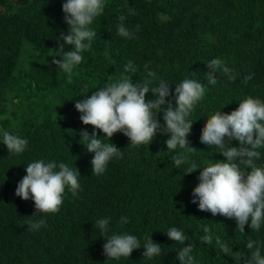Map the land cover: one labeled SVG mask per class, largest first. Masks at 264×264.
<instances>
[{"label":"trees","instance_id":"trees-1","mask_svg":"<svg viewBox=\"0 0 264 264\" xmlns=\"http://www.w3.org/2000/svg\"><path fill=\"white\" fill-rule=\"evenodd\" d=\"M64 2L0 0V133L7 130L28 141L22 153L14 154L0 135V264H180L176 253L183 245L167 237L170 227L190 238L185 246L194 245L196 264H242L220 251L216 236L245 257L250 255L248 240L258 241L264 256V222L259 231L245 226L242 233L234 219L199 211L191 200L202 169L186 173L193 163L203 168L224 159L219 153L224 149L199 139L207 118L219 110L230 113L248 96L264 103V0H103L102 14L89 25L97 35L81 53L71 83L67 73L50 63L60 59L53 55L63 43L60 33L69 27ZM121 15L134 34L131 39L117 35ZM69 50L65 45L64 51ZM213 58L232 69L234 82L217 72V83H208L206 64ZM129 61L135 72H125ZM148 71L155 72V79ZM122 75L133 83L150 79V87L164 81L171 92L186 78L204 85L203 98L187 117L193 122L188 147L194 149L167 150L170 134L159 131L149 145L133 146L122 133L109 141L95 129L103 143H113L122 153L95 175L90 163L94 153L86 151L79 135L94 129L82 124L74 105L86 98L83 91L90 96ZM249 75L252 79L244 82ZM166 100L175 107L174 96ZM157 118L163 125L162 112ZM230 144L239 146L236 140ZM259 151L255 163L264 167V148ZM179 154L186 160L177 169L173 157ZM37 160L63 162L78 171L80 189L72 195L66 187L56 213L33 216V201L14 194L24 168ZM104 218L109 219L106 232L95 223ZM41 219L45 223L39 230L28 229L29 222ZM205 225L212 230L211 245L200 240ZM114 234L134 235L142 248L128 258L108 259L103 244ZM150 236L161 252L147 258L143 245Z\"/></svg>","mask_w":264,"mask_h":264},{"label":"clouds","instance_id":"clouds-1","mask_svg":"<svg viewBox=\"0 0 264 264\" xmlns=\"http://www.w3.org/2000/svg\"><path fill=\"white\" fill-rule=\"evenodd\" d=\"M104 7L103 0H65L62 4L63 19L69 27L67 33H60L59 39H62L63 43L53 55L59 56L60 59H52L50 63L67 73L69 83L74 66L82 61L81 53L91 48L97 35L89 25L93 23L94 18L102 14ZM124 19V16H119L121 24L117 35L131 39L134 34L124 26ZM136 30H139V25ZM65 45L70 46L71 50L65 52ZM206 66L209 84L217 83V72L227 76L230 81H235L232 69L227 67L222 59L213 58ZM135 70L129 61L125 72ZM147 76L155 79L156 74L148 71ZM251 79V75L246 76L244 82ZM151 84L150 79L133 83L129 76L122 75L119 80L94 90L90 96L87 95L88 91L82 92L81 95L86 98L77 100L74 107L81 114L79 119L82 124L91 125L94 129L91 134L86 129L79 133L86 143V151L94 153L90 162L92 174H103L113 157L122 156L120 149L113 143H103L95 129L103 133V137L109 141L114 134L122 133L133 146L149 145L159 131L170 134L165 141L167 150H175L177 147L194 149L188 147L187 136L193 122L188 121L187 117L194 105L203 98L206 91L204 85L196 79L186 78L176 84L174 92H171L169 83L160 81L155 87H150ZM149 92L152 93V99H146ZM169 95L174 96L175 107L171 101L166 100ZM161 112L163 125L157 118ZM0 135L8 152L20 154L25 150L28 143L26 139L7 130ZM199 139L204 145L224 149L219 152L224 159L203 168L195 163L190 166L186 173L202 169L197 177L199 183L192 189L191 202L197 204L199 211L234 219L236 229L242 233L245 232V226L259 231L264 222V167L257 166L255 161L261 156L259 149L264 148V103L248 96L230 113H222L220 110L215 112L206 119ZM232 140L238 141L239 146H231ZM173 160L178 169L186 157L179 154L174 156ZM24 170L26 175L17 183L14 194L21 200L33 201V216L58 212L64 202L65 188L68 187L72 195H76L80 189L78 171L74 172L63 162L57 164L37 160L29 163ZM122 222L126 223V218H122ZM44 223L43 219L29 222L28 229L39 230ZM95 223L101 231L108 230V218L99 219ZM202 231L204 235L200 237L201 242L211 245L214 239L212 230L205 225ZM166 235L171 241L183 245L176 253L180 264H196L192 255L194 245L189 243L185 246V241L190 239L185 233L170 227ZM105 241L103 254L108 259L128 258L134 249L142 248L134 235L114 234ZM215 244L224 255L234 256L241 260L242 264H264L258 241L248 240L246 248L250 255L247 257L239 251L232 252L219 236L215 237ZM143 249V257L147 258L161 252L160 244L153 242L151 236L146 238Z\"/></svg>","mask_w":264,"mask_h":264}]
</instances>
